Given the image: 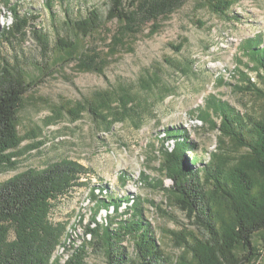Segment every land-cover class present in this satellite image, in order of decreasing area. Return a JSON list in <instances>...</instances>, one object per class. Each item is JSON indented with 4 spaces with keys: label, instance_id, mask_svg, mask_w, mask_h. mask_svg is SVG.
Here are the masks:
<instances>
[{
    "label": "rangeland",
    "instance_id": "374dc122",
    "mask_svg": "<svg viewBox=\"0 0 264 264\" xmlns=\"http://www.w3.org/2000/svg\"><path fill=\"white\" fill-rule=\"evenodd\" d=\"M135 1L143 8L141 4L149 0L126 3ZM216 1L220 0H185L171 13L136 29L106 19L110 0H55L51 11L44 0H12L22 16L31 19L26 39L3 34L13 20L1 6L0 66L22 71L30 88L18 114L21 143L7 151L0 184L65 159L77 161L88 169L84 181L91 187L101 185L114 196L141 199L144 217L171 264L181 259L192 262L176 234L191 242L204 238V233L180 209L173 192L162 190H171L174 184L163 172V147L173 143H166L165 132L187 130L198 146L200 163H209L213 154L215 162L232 169L247 151L220 135L221 121L207 106L210 96L241 115L264 117V98L243 89L250 80L264 92V82L244 52V43L255 37L264 46V0H226L231 6L221 13L213 10ZM92 9L99 11L103 22L90 36L78 37L70 21L85 18ZM34 32L48 36L47 51ZM59 40L75 43L74 49L59 46ZM90 59L102 72L90 70L93 66L86 65ZM109 92L134 99L127 115L117 103L114 112L97 109L96 117L90 113L88 104ZM206 115L210 119L203 122ZM113 118L120 121L111 125ZM122 176L127 183H122ZM159 183L163 187H157ZM89 193L85 186L74 188L52 212L53 223L68 226L67 244L54 255L62 264L81 245L87 246V264H106L103 250L85 233L93 209ZM106 215L101 211L98 220L104 222ZM253 242L255 256L247 264H264V230ZM124 246L134 255L132 240Z\"/></svg>",
    "mask_w": 264,
    "mask_h": 264
},
{
    "label": "trees",
    "instance_id": "16d2710c",
    "mask_svg": "<svg viewBox=\"0 0 264 264\" xmlns=\"http://www.w3.org/2000/svg\"><path fill=\"white\" fill-rule=\"evenodd\" d=\"M44 1L51 11L55 0ZM183 1L149 0L140 8L136 7V1L127 4L126 0H110L106 19L139 29L144 23L171 13ZM220 1L212 4L217 13L231 6L226 0L223 5ZM1 6L9 10L13 20V25L4 29L3 34L26 39L31 19L22 16L19 5L12 0H0ZM38 19L34 16L35 21ZM102 22L103 18L96 9L90 10L85 18L70 21L76 35L84 38L96 31ZM34 34L47 51L48 36ZM58 45L73 50L75 43L59 40ZM244 45L245 55L253 63L252 71L264 82L261 38L249 39ZM86 63L93 66L90 70L102 72L95 67L97 62L90 59ZM248 82L250 85L244 87V91L264 98V92L257 90L250 80ZM29 88L22 71L9 64L0 66V165L9 160L7 151L21 143L18 114ZM133 101L129 94L109 92L101 94L88 106L96 117L97 109L114 112L113 104L117 103L121 113L127 115L128 106ZM207 106L221 121L220 135L239 144L247 154L232 169L226 168L221 161L215 162L213 154L209 163H200L198 146L191 141L187 130H166V143H173L169 144L171 148L163 147V172L174 184L171 190H162L173 192L180 209L204 233V238H195L191 242L182 234H176L179 247L192 259L190 263L181 259L178 264L251 263L256 251L253 237L264 230V117L241 115L229 103L211 96ZM209 119V115L201 117L203 122ZM111 120V125L120 121L119 118ZM190 154L193 157L188 156ZM87 175L88 169L84 165L65 159L44 170H29L0 184V264H62L54 255L58 247L67 244L68 226L53 223L51 215L63 197L74 188L84 186L90 191L89 203L93 205L85 233L103 250L106 264H171L158 245L151 224L144 217L141 199L114 196L101 185L91 187L88 181H84ZM120 180L125 184L128 178L122 176ZM142 181L147 183L145 174ZM157 187H163L162 183ZM101 211L107 213L104 222L98 220ZM128 240H132L134 255L124 246ZM86 248L83 245L76 248L64 264H87Z\"/></svg>",
    "mask_w": 264,
    "mask_h": 264
},
{
    "label": "bare ground",
    "instance_id": "6f19581e",
    "mask_svg": "<svg viewBox=\"0 0 264 264\" xmlns=\"http://www.w3.org/2000/svg\"><path fill=\"white\" fill-rule=\"evenodd\" d=\"M146 203V202H145ZM63 251H64V249H63Z\"/></svg>",
    "mask_w": 264,
    "mask_h": 264
}]
</instances>
